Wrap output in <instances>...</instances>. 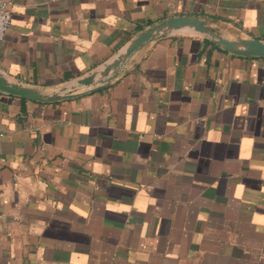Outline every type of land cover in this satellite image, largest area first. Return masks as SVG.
Wrapping results in <instances>:
<instances>
[{
	"label": "crops",
	"instance_id": "0c3cea01",
	"mask_svg": "<svg viewBox=\"0 0 264 264\" xmlns=\"http://www.w3.org/2000/svg\"><path fill=\"white\" fill-rule=\"evenodd\" d=\"M2 1L0 264H264V0Z\"/></svg>",
	"mask_w": 264,
	"mask_h": 264
},
{
	"label": "water",
	"instance_id": "95a60500",
	"mask_svg": "<svg viewBox=\"0 0 264 264\" xmlns=\"http://www.w3.org/2000/svg\"><path fill=\"white\" fill-rule=\"evenodd\" d=\"M183 26H192L197 31L208 33V34H213V32L210 29L206 28L202 22L196 19L185 18V19L170 20L166 24H162L156 27L154 30H151L150 32L144 34L138 40H136L133 46L129 49V54L132 53L134 50L138 49L144 42L152 39L155 35L164 31L166 27L179 28ZM218 39H219L220 44H222L227 50L233 53L242 54L245 56H249V55L264 56V42L260 40L245 41L243 44L245 47V50L239 51L235 43L225 40L219 36H218ZM1 89L8 91L10 93L20 94L23 96H30V97L32 96V94L28 91L18 90L17 88H11L9 86H4Z\"/></svg>",
	"mask_w": 264,
	"mask_h": 264
},
{
	"label": "built area",
	"instance_id": "2783aa9c",
	"mask_svg": "<svg viewBox=\"0 0 264 264\" xmlns=\"http://www.w3.org/2000/svg\"><path fill=\"white\" fill-rule=\"evenodd\" d=\"M12 27V12L7 2H0V40L4 39Z\"/></svg>",
	"mask_w": 264,
	"mask_h": 264
}]
</instances>
